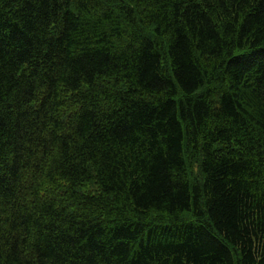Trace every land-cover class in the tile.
<instances>
[{"label": "trees", "instance_id": "1", "mask_svg": "<svg viewBox=\"0 0 264 264\" xmlns=\"http://www.w3.org/2000/svg\"><path fill=\"white\" fill-rule=\"evenodd\" d=\"M0 264H264V0H0Z\"/></svg>", "mask_w": 264, "mask_h": 264}]
</instances>
